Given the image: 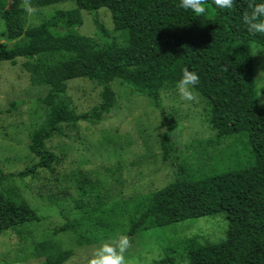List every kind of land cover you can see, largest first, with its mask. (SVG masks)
I'll return each instance as SVG.
<instances>
[{
	"label": "trees",
	"instance_id": "1",
	"mask_svg": "<svg viewBox=\"0 0 264 264\" xmlns=\"http://www.w3.org/2000/svg\"><path fill=\"white\" fill-rule=\"evenodd\" d=\"M63 1L34 0V4L46 7ZM73 1L75 8L54 11L45 21L24 28L21 3L8 9L7 0H0L5 35L14 40L0 46V62L14 64L18 58L24 59L22 67L29 83L48 87L45 95L36 99L44 106L45 116L41 121L34 119L28 134V149L37 160L17 173L0 171V234L15 231L23 241L19 227L40 220L38 211L19 189L3 183L14 177L34 180L39 170L54 174L58 159L45 145L54 137L67 136L63 124L75 126L79 120L100 123L106 119L116 101L111 87L115 80L131 85L158 108L159 89L175 87L187 69L200 78L196 89L209 106L211 127L221 137L245 134L251 158L244 167L198 179L189 178L180 166L176 180L134 204L128 235L224 212L225 238L216 243L188 239L187 264H264V108L256 98L257 93L264 94V82L259 85L254 74L255 53H264V34H250L242 22L250 0H235L231 10L215 9L207 0L206 7L214 15L200 17L180 8L179 0ZM81 10L92 14L96 39L78 31L83 23ZM100 10L109 14L112 29L123 33L122 44L110 39L98 17ZM56 54L59 58L54 61L41 59ZM63 54L67 56L60 58ZM78 78L99 83L101 90L100 103L76 115L60 95L67 81ZM74 186L80 199L72 202L71 211L81 210L80 218L65 216L67 221L52 229L49 237L21 247V251L29 252L23 253L22 259L34 257L42 259V264H64L73 250L55 240L57 234L75 235L76 244L82 247L114 232V218L122 211L112 197L102 193L100 180H92L84 172L75 178ZM66 211L69 213L68 208ZM173 261V257L165 256L158 263Z\"/></svg>",
	"mask_w": 264,
	"mask_h": 264
},
{
	"label": "rangeland",
	"instance_id": "2",
	"mask_svg": "<svg viewBox=\"0 0 264 264\" xmlns=\"http://www.w3.org/2000/svg\"><path fill=\"white\" fill-rule=\"evenodd\" d=\"M18 3L22 0H7V8L12 9ZM31 3L37 12L32 17L21 12L24 28L45 21L54 11L75 8L73 0L46 7H36L34 0ZM81 14L83 23L78 31L96 39L92 14L83 10ZM205 15L213 16L214 12L206 7ZM98 17L110 39L122 44L123 33L112 29L109 14L100 10ZM12 42L14 40L5 35L0 17V46ZM66 56L63 54L60 58ZM255 56L254 74L261 85L264 82V53L258 51ZM58 58V54L41 56L49 62ZM23 61L18 58L14 64L0 62V171L3 174L17 173L37 160L28 149V134L34 119L41 121L45 116L44 106L36 99L43 97L48 87L29 83ZM111 87L116 101L106 119L100 123L79 120L75 126L63 124L67 136L47 141L46 149L58 159L54 174L39 170L34 180L14 177L4 181L3 186L19 189L22 197L38 211L40 220L19 227L25 236L23 241L15 231L6 230L0 234V264H42V259H22V254L29 255V252L20 249L49 237L52 229L67 221L65 216L80 218L81 210L75 213L71 206L80 199L74 186L75 178L84 172L91 175L92 180H100L104 186L102 193L112 197L122 213H117L114 218V232L92 245L79 247L75 235L57 234L54 239L64 248L73 250V255L64 264H88L101 243H115L118 235L129 239L126 264H159L165 256L174 258L170 264H187L188 239L216 243L225 238L227 221L224 212L154 227L133 236L128 235L129 217L137 201L176 180L180 166L191 179L246 166L251 158L247 136H218L209 122V106L199 95L198 102H186L180 99L175 87L163 86L159 89L160 105L156 108L148 97L135 92L131 85L115 80ZM100 90L99 83L78 78L66 82V90L60 98L68 110L78 115L91 111L100 103ZM257 95L264 97L263 93ZM258 105L264 108V104Z\"/></svg>",
	"mask_w": 264,
	"mask_h": 264
},
{
	"label": "clouds",
	"instance_id": "3",
	"mask_svg": "<svg viewBox=\"0 0 264 264\" xmlns=\"http://www.w3.org/2000/svg\"><path fill=\"white\" fill-rule=\"evenodd\" d=\"M215 9L231 10L235 0H211ZM207 0H179V7L190 11L193 16H203L206 13ZM21 9L28 17L36 14L37 9L32 5L31 0H22ZM242 22L250 34H264V0H250L248 10L242 15ZM199 76L194 71L184 69L182 75L175 84V89L182 101L198 102L196 85L199 83ZM257 102L264 104V97L256 96ZM129 247V239L125 235H118L115 243L103 242L95 249L88 264H126L125 252Z\"/></svg>",
	"mask_w": 264,
	"mask_h": 264
}]
</instances>
